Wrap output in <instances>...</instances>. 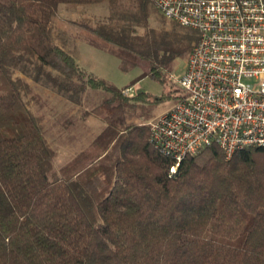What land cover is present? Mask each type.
Returning a JSON list of instances; mask_svg holds the SVG:
<instances>
[{
	"label": "trees",
	"instance_id": "1",
	"mask_svg": "<svg viewBox=\"0 0 264 264\" xmlns=\"http://www.w3.org/2000/svg\"><path fill=\"white\" fill-rule=\"evenodd\" d=\"M99 2L108 15L80 24L78 36L123 68H141L124 87L83 69L53 33L60 4ZM153 7L0 0V264H264V147L226 159L210 145L176 164L149 141L148 123L126 121L128 106L167 94L123 89L143 77L165 84L164 71L198 40L171 20L169 29L150 27ZM27 78L71 99L87 89L106 94L84 112L103 129L58 171L25 100ZM183 96L178 87L176 101Z\"/></svg>",
	"mask_w": 264,
	"mask_h": 264
},
{
	"label": "built area",
	"instance_id": "2",
	"mask_svg": "<svg viewBox=\"0 0 264 264\" xmlns=\"http://www.w3.org/2000/svg\"><path fill=\"white\" fill-rule=\"evenodd\" d=\"M198 40L176 79L183 98L149 124V141L176 164L216 145L226 159L264 147V0H153ZM132 87L123 93L132 96ZM174 170V167H171Z\"/></svg>",
	"mask_w": 264,
	"mask_h": 264
},
{
	"label": "rangeland",
	"instance_id": "3",
	"mask_svg": "<svg viewBox=\"0 0 264 264\" xmlns=\"http://www.w3.org/2000/svg\"><path fill=\"white\" fill-rule=\"evenodd\" d=\"M153 8L149 26L169 29L173 22L164 19L155 7ZM108 11L106 2L60 4L54 18L53 33L61 48L74 57L83 69L117 87H124L139 75L141 68L138 66L123 68L116 56L90 46L78 36L80 24H95L103 20ZM187 57L188 54L185 57H176L174 63L164 71L165 84L143 77L136 82V86H130L133 93L144 91L157 96L164 92L167 98L159 103L137 101L135 106H128L125 109L127 122L150 124L160 114L172 108L176 103L174 95L178 91L176 79L183 72ZM27 80L31 86V93L25 100L30 110L41 119L44 136L54 151L52 169L58 171L73 156L88 147L92 139L103 129L104 122L100 117L94 114L86 116L84 112H90L106 94L99 89H87L77 99H71L31 78Z\"/></svg>",
	"mask_w": 264,
	"mask_h": 264
},
{
	"label": "crops",
	"instance_id": "4",
	"mask_svg": "<svg viewBox=\"0 0 264 264\" xmlns=\"http://www.w3.org/2000/svg\"><path fill=\"white\" fill-rule=\"evenodd\" d=\"M137 84V83H136ZM136 84H135V86H136Z\"/></svg>",
	"mask_w": 264,
	"mask_h": 264
}]
</instances>
